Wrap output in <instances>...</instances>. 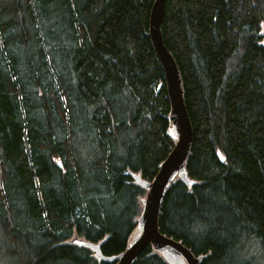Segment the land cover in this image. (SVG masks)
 Returning <instances> with one entry per match:
<instances>
[{"label":"trees","instance_id":"1","mask_svg":"<svg viewBox=\"0 0 264 264\" xmlns=\"http://www.w3.org/2000/svg\"><path fill=\"white\" fill-rule=\"evenodd\" d=\"M154 0H0V264H112L174 146ZM194 130L160 229L202 264H264V0H167ZM134 264H168L152 246Z\"/></svg>","mask_w":264,"mask_h":264},{"label":"water","instance_id":"2","mask_svg":"<svg viewBox=\"0 0 264 264\" xmlns=\"http://www.w3.org/2000/svg\"><path fill=\"white\" fill-rule=\"evenodd\" d=\"M167 0H154L150 14L148 36L165 73L166 90L170 102L169 134L175 145L167 158L160 164L155 177L145 180L139 173H132L135 183L145 188L146 196L141 199L142 211L137 227L133 231L126 249L113 256H105L101 242L93 243L79 237L71 242L94 251L95 257L112 264H134L140 254L149 246L159 253L168 264H202L205 254L195 255L181 240H176L161 232L160 215L164 198L171 184L181 179L189 187L197 181L190 179L187 162L194 142V130L188 113L184 81L179 64L163 41L161 24Z\"/></svg>","mask_w":264,"mask_h":264},{"label":"bare ground","instance_id":"3","mask_svg":"<svg viewBox=\"0 0 264 264\" xmlns=\"http://www.w3.org/2000/svg\"><path fill=\"white\" fill-rule=\"evenodd\" d=\"M152 7H153V6H152ZM166 91H167V90H166ZM188 113H189V112H188ZM167 116H168V115H167ZM167 119H168V118H167ZM168 133H169V128H168ZM169 135H170V134H169ZM170 137H171V135H170ZM171 138H172V137H171ZM172 139H173V138H172ZM173 140H174V139H173ZM174 145H175V140H174ZM173 147H174V146H173ZM172 149H173V148H172ZM170 152H171V151H170ZM191 152H192V151H191ZM188 160H189V159H188ZM187 163H188V162H187ZM187 172H188V171H187ZM139 174H140V173H139ZM188 176H189V174H188ZM154 177H155V176H154ZM142 178H143V177H142ZM189 178H190V179H193V178H191L190 176H189ZM143 179H144V178H143ZM179 179H180V178H179ZM145 180H147V179H145ZM176 180H177V179H176ZM193 180L197 181V183L193 184L192 187H189V186L186 184V182H184L183 180H182V181H183V182H184V183H185L190 189H192L194 185H196V184H198V183H201V182H200L199 180H197V179H193ZM148 181H151V180H148ZM138 185H139V184H138ZM142 188H143V187H142ZM144 189H145V188H144ZM145 190H146V189H145ZM146 193H147V191H146ZM146 193H145V195H144L143 197L146 196ZM143 197H142V198H143ZM142 198H141V199H142ZM140 214H141V213H140ZM140 214H139V216H140ZM139 216H138V217H139ZM137 221H138V218H137ZM161 232H162V231H161ZM164 234H165V233H164ZM75 237H78V236H75ZM75 237H74V238H75ZM79 238H80V237H79ZM81 239H83V238H81ZM174 239H175V238H174ZM85 240H86V239H85ZM87 241H89V240H87ZM103 241H104V240L100 241V242H101V245H102V242H103ZM90 242H92V241H90ZM100 242H98V243H100ZM93 243H95V242H93ZM75 244H76V243H75ZM77 245H78V244H77ZM79 246H80V245H79ZM83 247H85V246H83ZM104 255H105V254H104ZM200 255H201V254H200ZM205 255H206V257H207V254H205ZM105 256H107V255H105ZM111 256H113V255H111ZM203 261H204V260H203ZM202 263H203V262H202Z\"/></svg>","mask_w":264,"mask_h":264}]
</instances>
